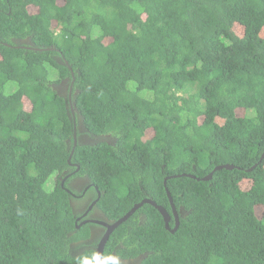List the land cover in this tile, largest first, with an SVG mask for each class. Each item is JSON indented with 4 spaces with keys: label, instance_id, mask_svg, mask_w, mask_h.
<instances>
[{
    "label": "trees",
    "instance_id": "obj_1",
    "mask_svg": "<svg viewBox=\"0 0 264 264\" xmlns=\"http://www.w3.org/2000/svg\"><path fill=\"white\" fill-rule=\"evenodd\" d=\"M76 176L114 221L171 216L105 259L264 264V0H0V264H100Z\"/></svg>",
    "mask_w": 264,
    "mask_h": 264
},
{
    "label": "flooded vegetation",
    "instance_id": "obj_2",
    "mask_svg": "<svg viewBox=\"0 0 264 264\" xmlns=\"http://www.w3.org/2000/svg\"><path fill=\"white\" fill-rule=\"evenodd\" d=\"M83 129L82 127L80 128ZM76 138V136H75ZM82 141H93L94 138L88 134H82L80 136ZM75 171H71L66 174L65 179H68ZM70 185L72 189L76 191L71 194L75 196L77 200L74 206V211L77 214V227L80 228L82 225H88L90 228L89 237L81 240L80 242L74 243L73 246H79V244H90L97 242L96 250L102 245L103 247V258L106 264H140L139 259L133 258V256H122L118 252V245L109 248L110 253L107 259L104 257L105 246L115 230L113 226L116 221L110 219L101 208L98 207V200L101 197V192L96 188L98 198L95 197V190L93 189V183L87 177L76 176L72 178ZM79 204L80 206H77ZM76 206V208H75ZM108 237V238H107ZM88 246L83 245L77 252L82 253ZM76 249V248H75Z\"/></svg>",
    "mask_w": 264,
    "mask_h": 264
},
{
    "label": "water",
    "instance_id": "obj_3",
    "mask_svg": "<svg viewBox=\"0 0 264 264\" xmlns=\"http://www.w3.org/2000/svg\"><path fill=\"white\" fill-rule=\"evenodd\" d=\"M222 167L232 168V166H230V165L219 166V168H222ZM208 178H210V175L205 177V179H208ZM168 195H169V197H170V199L172 201V198H171V195H170L169 192H168ZM144 202L151 203V204L155 205L160 210V212L164 216V219H165V222H166V227L168 229H170L169 222H170L171 216L169 215V213L167 212V210L163 206L158 205L156 202H154V201H152L150 199H146L145 201L136 204L125 216H123L121 219H119V220L116 221V223L113 226V228L116 227V226H118L120 223H122L123 221H125L129 216H131L135 212V210L137 208H139L140 206H142L144 204ZM174 213H175V215L177 217V213H176L175 210H174ZM177 224H178V222H177ZM175 229L176 228L172 229V231H175ZM97 253H98L99 263L100 264H106L105 261H104V258H103V247H102V245H100V247L98 248Z\"/></svg>",
    "mask_w": 264,
    "mask_h": 264
},
{
    "label": "rangeland",
    "instance_id": "obj_4",
    "mask_svg": "<svg viewBox=\"0 0 264 264\" xmlns=\"http://www.w3.org/2000/svg\"><path fill=\"white\" fill-rule=\"evenodd\" d=\"M13 89H15V85L13 84V82L10 83V85L8 86V92L10 93ZM51 179V178H50ZM50 179L47 183V187L49 188L50 187Z\"/></svg>",
    "mask_w": 264,
    "mask_h": 264
}]
</instances>
